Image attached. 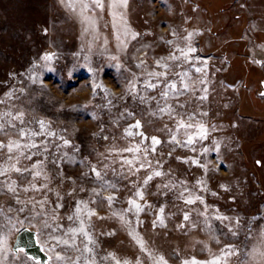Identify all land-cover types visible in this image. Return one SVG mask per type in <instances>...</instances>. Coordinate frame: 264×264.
<instances>
[{
	"label": "rangeland",
	"instance_id": "rangeland-1",
	"mask_svg": "<svg viewBox=\"0 0 264 264\" xmlns=\"http://www.w3.org/2000/svg\"><path fill=\"white\" fill-rule=\"evenodd\" d=\"M102 3L0 0V264H264V0Z\"/></svg>",
	"mask_w": 264,
	"mask_h": 264
},
{
	"label": "snow or ice",
	"instance_id": "snow-or-ice-1",
	"mask_svg": "<svg viewBox=\"0 0 264 264\" xmlns=\"http://www.w3.org/2000/svg\"><path fill=\"white\" fill-rule=\"evenodd\" d=\"M123 2L126 4L127 0H123ZM93 3L95 4V7H98V8H103V7H104V5H103V3H102V0H93ZM87 8H88V5H87V4H84V5H83V9H84V10H87ZM133 39H135V34H133ZM169 43H171V42H169ZM189 51H195V49H191V48H189ZM53 55H54V54H46V55L43 57V59H45V60H50V59H52V56H53ZM180 55L183 56V57H185V58H187V55H188V54L185 53V52H183V51L181 50V51H180ZM170 58L173 59V60H177V59H179V57H177L175 54H173ZM113 59H116V57H113ZM157 64L159 65V61H157ZM138 66H139V65H138ZM164 67L167 68V64H165ZM197 71H200V69H197ZM148 75H149V77L151 78V77H153V76H157V77H159V76L165 75V73H155V72H151V73H148ZM146 86H147L148 88H154V87H156L157 85H156V84H153V83H151V82H146ZM97 87H98V86H97ZM166 87L171 88V89H175V88H176V85H175L174 83H169V84L166 85ZM185 87H187V85H185ZM131 88L134 90V89H135V84H132V85H131ZM105 91H107V90L105 89ZM163 95H167V93L165 92V93H163ZM161 111H163V109H162ZM23 115H24V113H22V112H21V113H17V115L14 116L13 119L21 118V117H23ZM21 122L23 123V121H21ZM38 123H39V125H40V128L43 130L44 127H45V125H44V121H43V120H40V121H38ZM130 127H131V126H130ZM134 127L139 128V127H140V122L137 121L136 124L134 125ZM178 127H191V125H185V124H183V122H181L180 125H179ZM24 134H25V133H24L23 131H21V136H23ZM38 134H39V133H37V135H38ZM129 134H131V133L129 132ZM49 135H55V133H49ZM140 135H143V133H140ZM203 138H205V136H204V129L201 127V139H203ZM105 139H107V137H105ZM172 139L175 140L176 137L173 136ZM193 142H194L193 138H192V137H189V138H188V141H187L186 143H193ZM63 143H64V144H68L69 141H68V140H64ZM152 143H153V145L155 146V145L159 144L160 141H159L156 137H152ZM177 143H180V141H177ZM2 146H3V145L0 144V147H2ZM14 147L17 148V149H19V148L21 147V145H20L19 143L15 142V141H9V143H8V151H9L10 153L12 152V150H13ZM26 147H29V148H39V145H37V144H35V143H32V144H30V145H26ZM45 151H47L46 148H45ZM126 151H133V149H126ZM136 151H139V149L137 148ZM153 151H155V148H154V147H153ZM11 158H12V157L9 156V159H10V160H11ZM27 158H28V159H31V156H29V157H27ZM126 163L131 164L132 161L129 160V161H126ZM193 163H196V161H193ZM149 166H150V165H149ZM143 167H144V165L141 164V168H143ZM11 168H12V170H14L15 172H20V171H21V169H20L19 167H17L15 164H13V165L11 166ZM25 171H27V169H25ZM137 171H139V169H137ZM92 172H94L95 175H96L97 177H100V176H101V173H100L95 167L92 168ZM4 174H5L4 172H0V175H4ZM33 175H34V176H39V175H40V172H34ZM154 175H155V176H160V175H162V173L159 172V171H156V172H154ZM150 179H152V176H148V177L145 179V181H144L145 185L147 184L148 180H150ZM45 187H47V186L45 185ZM112 187H114V186H112ZM165 187H167V186H165ZM8 190H9V191H14L15 189L10 185V186L8 187ZM135 196H136V197H139V198L142 200V199H143V193H142V191L137 190V191L135 192ZM107 199H108L109 202L111 203L115 198L112 197V196H109ZM187 203H192V200H188ZM128 204H129V208H128V209H125L126 212H131V211L133 210V208H134V209H135V212H136L137 214H139L141 211H144V210H145L144 205H142L141 203L137 202L136 199H132V198H130V199L128 200ZM19 211H20V212H23V209L21 208ZM79 211H80V209H79V206H78V207H77V213H78ZM161 212H163V209H162V208H161ZM121 218H123V217H121ZM68 219H69V220H72L73 217L70 216V217H68ZM158 219H160V222L163 223L162 218L158 217ZM217 219H226V218L217 217ZM185 220H188V215H187V214H185ZM43 227H44L45 229H48L50 226L45 222V224H44ZM70 231L73 233V243H74V240H75V233H76L77 231L82 232L86 237H88V233H87V232L85 231V229H84L83 221H81V226H80L79 229H71ZM37 235H38V236H41V238H42V234H41L40 231H38ZM49 240H50L51 242H53V246H51V247L48 248V251H49V252H56V247L59 246L60 244H64V245H68V244H69V241H68V240H61L60 238H58V237H56V236H51V235H50V236H49ZM88 240H89V243L92 242V241H91V237H88ZM48 242H49V241H45L46 244H47ZM138 242L140 243L141 248H142V250H143V249H144V244H143V242H142V241H138ZM2 244H3V238L0 237V245H2ZM228 248L231 249V246H228ZM84 251H86V252H91V249L88 248V247L86 246L85 249H84ZM254 251H256V250L254 249ZM259 254H260L262 257H264V250L260 251ZM109 255H112V254H109ZM62 261H64V257L61 256L59 253H57V254L54 255V256H53V255H49V257H48V264H61ZM116 264H120V262L117 260V261H116ZM125 264H127V262H125ZM159 264H167V262L164 260L163 257H159ZM185 264H189V262L186 261ZM191 264H198V262H196L195 260H193V261L191 262ZM207 264H220L219 258H215V259H213L212 261L207 262Z\"/></svg>",
	"mask_w": 264,
	"mask_h": 264
},
{
	"label": "water",
	"instance_id": "water-1",
	"mask_svg": "<svg viewBox=\"0 0 264 264\" xmlns=\"http://www.w3.org/2000/svg\"><path fill=\"white\" fill-rule=\"evenodd\" d=\"M12 249L15 254L18 250H23L24 254L38 261L39 264H46L48 259L42 244L37 242L36 231L28 227H24L17 232Z\"/></svg>",
	"mask_w": 264,
	"mask_h": 264
}]
</instances>
